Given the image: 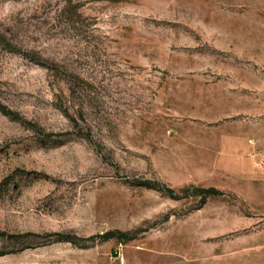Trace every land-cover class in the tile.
Masks as SVG:
<instances>
[{
	"label": "rangeland",
	"instance_id": "rangeland-1",
	"mask_svg": "<svg viewBox=\"0 0 264 264\" xmlns=\"http://www.w3.org/2000/svg\"><path fill=\"white\" fill-rule=\"evenodd\" d=\"M0 104V264H264V0H0Z\"/></svg>",
	"mask_w": 264,
	"mask_h": 264
},
{
	"label": "trees",
	"instance_id": "trees-1",
	"mask_svg": "<svg viewBox=\"0 0 264 264\" xmlns=\"http://www.w3.org/2000/svg\"><path fill=\"white\" fill-rule=\"evenodd\" d=\"M0 109L2 111H4L5 113H10V111H8L2 104H0ZM143 185H147V186H151V182L147 181V182H143L141 183ZM165 186V185H164ZM166 188V187H163ZM163 191H166L171 197L175 198L176 196H178L176 194V191L172 188H167V189H162ZM219 191L215 188H198L197 189V193L195 195H200L202 197V202H204L206 200V198L210 195H214V194H218ZM115 236L118 237V239L123 240V241H127L130 240L131 237H129L127 234L121 232V231H117L115 233ZM101 237L104 238H111L113 237L111 232L105 233L103 235H101Z\"/></svg>",
	"mask_w": 264,
	"mask_h": 264
}]
</instances>
